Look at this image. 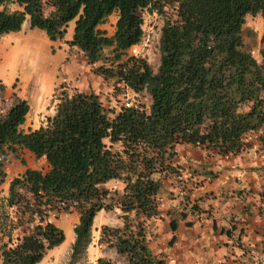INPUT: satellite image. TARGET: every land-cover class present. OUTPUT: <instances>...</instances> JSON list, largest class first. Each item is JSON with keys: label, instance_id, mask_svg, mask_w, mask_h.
I'll return each instance as SVG.
<instances>
[{"label": "trees", "instance_id": "trees-1", "mask_svg": "<svg viewBox=\"0 0 264 264\" xmlns=\"http://www.w3.org/2000/svg\"><path fill=\"white\" fill-rule=\"evenodd\" d=\"M7 4L18 8L9 10ZM0 36L29 28L70 39L94 69L150 102L107 107L94 90H67L59 84L53 113L38 128L24 130L26 99H4L0 84V186L4 165L26 149L47 163V171L26 168L0 190V264H37L59 246L65 233L51 215L78 213L68 264H78L91 242L97 212L120 209L121 226L103 225L99 244L123 255L127 264H168L149 247L148 227L160 215L161 176L177 172V145L222 156L248 152L264 129V0H0ZM163 17L156 70L128 50L141 41L143 12ZM117 13L114 32L99 28ZM247 15H260V61L246 48ZM264 140V139H263ZM179 175V173H178ZM119 180L122 192L103 185ZM184 206L168 223L176 241L179 223L190 226ZM213 227H215L213 223ZM237 229L221 227L230 236ZM242 232L241 229L239 233ZM94 264H118L98 257Z\"/></svg>", "mask_w": 264, "mask_h": 264}, {"label": "rangeland", "instance_id": "rangeland-1", "mask_svg": "<svg viewBox=\"0 0 264 264\" xmlns=\"http://www.w3.org/2000/svg\"><path fill=\"white\" fill-rule=\"evenodd\" d=\"M6 8L12 10L18 7L7 4ZM143 19L142 30L145 40L132 46L128 54L136 53L137 56H143L153 70H156L159 63V30L163 17L157 12L144 9ZM73 23V21L69 23L66 37L71 36ZM105 26L108 35H111L112 24L108 21ZM22 29L20 34L9 32L0 38V84L3 85L4 99L26 96L30 100L32 110L28 118L32 117V123H36L37 119L40 121L44 113H53L56 102L55 99L47 97L49 104L47 112L43 111L36 117L37 105L34 106L36 84L39 88L40 83L50 80L56 82L60 78L65 80L60 84L69 91L73 89L97 91L107 107L118 108L129 101L143 103L148 107L150 98L146 93L139 96L123 85L114 83L112 79L96 73L94 69L99 63L89 64L80 52L70 57L58 48L52 54L44 31L30 29L27 21L24 22ZM262 31L263 20L260 15H247L242 28L243 39L246 48L258 61ZM21 46V53L31 57L32 63L20 67L18 63H12L10 60L5 62V58L10 56L8 54ZM18 54V58L22 57L20 53ZM73 57L74 62L80 65L83 63L84 68L80 70L76 67L71 74L70 62ZM6 106L7 102L1 100L0 110ZM263 139L264 129L260 134L253 136V146L248 152L235 156H221L215 151H206L187 144L177 145V154L174 158L177 172L161 176L162 188L159 192L161 213L151 220L148 227L149 247L154 254L162 255L168 264H264ZM27 162L43 171L48 169L44 159L32 158L27 150H21L16 157L11 156L5 163L6 175L20 174L18 171L23 169ZM123 185L119 180H110L103 186L111 192L115 190L121 193ZM193 204L198 205L199 210L189 214L188 220L192 223L185 226L180 222L176 241L169 246L167 242L172 233L168 223L184 206L188 209ZM120 212L119 208L97 212L91 228V242L78 264H94L98 257L115 258L118 264H127L125 257L118 254L115 249L99 244V232L103 225L121 226L122 221L118 216ZM213 219L216 225L212 229ZM50 220L63 229L65 240L59 246L47 250L41 262L37 264H68L74 240L73 227L78 221V213L73 211L51 215ZM201 220L204 223L199 225L198 222ZM231 223L235 224L237 229L230 236L220 235L219 227L229 228ZM240 229L242 232L239 233Z\"/></svg>", "mask_w": 264, "mask_h": 264}, {"label": "crops", "instance_id": "crops-1", "mask_svg": "<svg viewBox=\"0 0 264 264\" xmlns=\"http://www.w3.org/2000/svg\"><path fill=\"white\" fill-rule=\"evenodd\" d=\"M116 19H117V13L115 12V13H113V14H111L108 18H107V21L106 22H110L111 24H112V33H111V35L113 34V32H114V26H115V21H116ZM105 22V23H106ZM105 23H103V24H101V25H99V28H101V29H104V30H107V28H106V26H105ZM24 24V23H23ZM22 28H23V25H22ZM21 28V30H19V31H17V33L18 34H20V32H22V29ZM73 30V29H72ZM67 34V33H66ZM66 34H65V37L63 38V39H61V40H55V41H51V40H49V39H47V42H48V44L50 45V48H51V53L53 54V53H55V51H56V49H62L63 50V53L65 54V55H69L70 57H72V56H74V53H79L80 51L76 48V47H70L68 44H66L65 43V40H68V39H70V37H66ZM72 35V34H71ZM47 37V36H46ZM0 38H2V36L0 37ZM23 42H25V41H23ZM26 42H29V41H26ZM21 49H22V46L19 48V49H15L13 52H11V53H9L8 55H10L9 56V58L7 57V58H5V62H7V61H11L12 63H18L19 64V66L21 67L22 65H27V64H31L32 62H30V60L32 59L31 57H28L27 56V54L26 53H21ZM53 49H54V51H53ZM67 52V53H66ZM18 53H20L21 54V56L22 57H20V58H18ZM81 53V52H80ZM82 54V53H81ZM25 59L27 60V61H25ZM75 60H74V57L71 59V62H70V71H71V74H72V72L75 70V69H77L76 67H78L80 70H83V68H84V64L82 63V65H80L79 63H75L74 62ZM23 66V67H24ZM28 70V69H27ZM53 73H55V71H53ZM24 74V73H23ZM25 75V74H24ZM24 77V76H23ZM25 78V77H24ZM69 78H70V76H69ZM68 78V79H69ZM67 80V79H66ZM62 81H65V80H61V78L59 79V81H51L50 80V82L49 81H47V82H43V83H40V85H39V88H38V84H36V87H35V89H34V106L35 105H37V111H36V117H37V115L39 114V113H41V112H47V106L49 105V104H47V97H50L51 99H52V97H53V94H54V92H55V88H56V86H58ZM19 96V95H18ZM20 98H23V99H26L27 101H28V103H29V106H30V110H29V112L32 110V105H31V103H30V100L26 97V96H23V97H21V96H19ZM29 112H28V114H29ZM28 114H27V117H26V120H25V122L21 125V127L22 128H24L25 130H28V129H35V128H38L39 126H40V124H41V121H42V118L40 119V121H38V119H37V122L35 123H32L31 122V120H32V117H30V118H28ZM45 114H50V113H44L43 115H45ZM22 151H26V149H21ZM21 150H19V151H21ZM19 151H18V153H19ZM29 152V151H28ZM29 154L30 155H32V158H35V156H34V154H32L31 152H29ZM222 156V155H221ZM264 158V157H263ZM33 162V161H32ZM264 163V162H263ZM26 168H32V169H38V166H32L31 164H30V162H27V165L26 166H24V168L23 169H21V170H19L18 172L20 173V172H22V171H24ZM14 176H17V174H15ZM14 176H9V175H7L6 176V180H5V182H3L2 184H1V186H0V190H1V195L2 196H6L7 195V193H8V186H9V181L14 177ZM218 215V214H217ZM215 221V219H213V220H211V223H212V225H211V228L213 229L214 227H213V223H214V225H216V221ZM182 222V224H184L183 223V221H181ZM204 222L201 220L200 222H198V224L199 225H201V224H203ZM233 223H231L230 224V227H231V225H232ZM179 226H180V223H179ZM179 226H178V228H179ZM223 227V226H222ZM220 229H221V227H219V234L220 235H223V233H221L220 232ZM72 239H73V237H72ZM93 244H94V242H93ZM93 244H91V247L93 246ZM94 248V247H93ZM90 247L88 248V252H90ZM101 256H103V255H101ZM114 260H116L115 258H113ZM117 261V260H116Z\"/></svg>", "mask_w": 264, "mask_h": 264}, {"label": "built area", "instance_id": "built-area-1", "mask_svg": "<svg viewBox=\"0 0 264 264\" xmlns=\"http://www.w3.org/2000/svg\"><path fill=\"white\" fill-rule=\"evenodd\" d=\"M141 40H145L144 34L142 35ZM135 51V50H134ZM134 55H136V53H134Z\"/></svg>", "mask_w": 264, "mask_h": 264}]
</instances>
